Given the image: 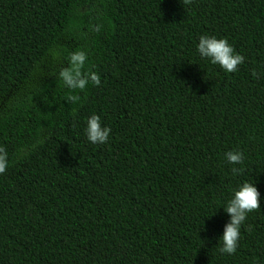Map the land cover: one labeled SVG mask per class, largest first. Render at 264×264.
I'll return each instance as SVG.
<instances>
[{
  "label": "trees",
  "instance_id": "obj_1",
  "mask_svg": "<svg viewBox=\"0 0 264 264\" xmlns=\"http://www.w3.org/2000/svg\"><path fill=\"white\" fill-rule=\"evenodd\" d=\"M201 35L235 72L200 58ZM77 50L99 85L64 86ZM49 56L64 64L0 106V264H264V0H0V103ZM242 182L259 207L229 255L221 207Z\"/></svg>",
  "mask_w": 264,
  "mask_h": 264
},
{
  "label": "clouds",
  "instance_id": "obj_2",
  "mask_svg": "<svg viewBox=\"0 0 264 264\" xmlns=\"http://www.w3.org/2000/svg\"><path fill=\"white\" fill-rule=\"evenodd\" d=\"M196 51L201 59H207L212 65H218L225 73H233L237 66L243 62V57L234 52L232 46L223 39L215 36L201 35L195 45ZM68 67L62 69L59 77L64 86L68 89L84 90L88 84L99 85L100 78L93 71H81L85 67L86 56L83 51L69 53ZM75 99V97H70ZM110 129L101 126L100 118L92 114L86 120L84 135L88 142L92 144H103L108 140ZM227 163L239 165L243 160V154L238 150L224 153ZM7 167V154L0 148V173ZM230 171L234 175H239L240 169L232 167ZM259 193L254 184L242 182L237 185L221 207L227 214L228 221L223 227L219 237L221 253L233 254L236 251L237 241L240 235V226L245 221L246 215L259 207Z\"/></svg>",
  "mask_w": 264,
  "mask_h": 264
},
{
  "label": "rangeland",
  "instance_id": "obj_3",
  "mask_svg": "<svg viewBox=\"0 0 264 264\" xmlns=\"http://www.w3.org/2000/svg\"><path fill=\"white\" fill-rule=\"evenodd\" d=\"M60 45H62L66 50H69L71 47L74 46V42L70 39H64ZM64 64L63 59L58 60L52 59L50 56L46 58L42 62V64L39 66V68L34 73L33 78L30 79V81L26 84L20 85L18 88L14 89L12 93H9L7 96L3 98V101L0 103V106H2V103H6L9 100L22 95L24 92H26L28 89L32 88L33 86L39 84L43 78L49 73H53L55 70L59 69Z\"/></svg>",
  "mask_w": 264,
  "mask_h": 264
}]
</instances>
